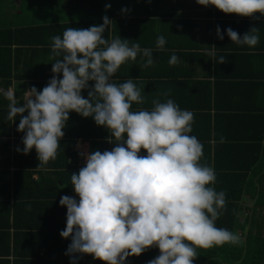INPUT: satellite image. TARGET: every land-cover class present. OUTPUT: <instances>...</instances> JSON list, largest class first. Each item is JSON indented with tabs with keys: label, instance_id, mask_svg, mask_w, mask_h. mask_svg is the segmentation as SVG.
<instances>
[{
	"label": "clouds",
	"instance_id": "clouds-1",
	"mask_svg": "<svg viewBox=\"0 0 264 264\" xmlns=\"http://www.w3.org/2000/svg\"><path fill=\"white\" fill-rule=\"evenodd\" d=\"M196 2L225 14L264 16V0ZM111 22L104 16L100 25L69 27L62 36L51 37L54 75L48 84L40 91L32 87L22 106H17L11 89L5 94L10 101L7 119L13 122L21 116L17 131L24 133V147L17 151L27 155L34 148L41 170L57 158L71 112L93 118L110 133L107 141L115 144L111 151L82 153L85 166L71 175L79 201L67 195L60 198V205L67 208L66 228L60 236L71 238L65 254L125 264L129 256L157 247L160 254L148 264H193L197 249L242 243L238 234L216 226L226 208V193L212 186L216 183L214 168L201 164L203 144L189 135L194 113L181 110L172 99L161 102L159 97L169 96L170 90L157 94L151 110L133 111V103L145 102L143 89L133 79L113 80L121 65L135 61L138 54L145 68L153 66L154 58L153 50L142 49L139 43L129 46V40L120 36L103 38ZM259 31L252 27L241 37L232 28L226 29L233 43L249 48L259 43ZM216 33L223 40L219 26ZM165 43L164 36L157 37L158 49ZM177 63L173 54L169 64ZM223 63L221 56L219 64ZM89 81L94 82L91 88ZM85 89H89L88 98L81 94ZM219 142H226L225 138L221 136ZM142 149L147 155L140 154Z\"/></svg>",
	"mask_w": 264,
	"mask_h": 264
},
{
	"label": "crops",
	"instance_id": "crops-1",
	"mask_svg": "<svg viewBox=\"0 0 264 264\" xmlns=\"http://www.w3.org/2000/svg\"><path fill=\"white\" fill-rule=\"evenodd\" d=\"M10 3L9 7L12 10L14 5ZM106 4H110L111 7L106 9ZM123 9L128 11H122ZM17 11V13L26 12L25 19L33 17L29 13L42 12L45 14L43 17H46L44 18L46 23L53 22L55 17L54 10L47 9L43 0L37 9L19 8ZM83 16L85 18L82 21L73 14L58 17L63 28L52 37L62 36L69 27L87 29L93 25H100L103 23L100 22L103 21V17L107 16L112 22L106 28L103 38L111 39L120 36L122 39L129 40V46L139 43L142 49L151 48L154 58L153 66L143 67L144 59L141 54H138L135 61L129 60L121 65L113 80L122 83L133 79L137 87L143 89L142 95L145 102L140 105L133 103V111L151 110L152 100L157 97V94L170 90L169 96L159 97L161 102L172 99L181 110L193 112L194 122L189 135L196 136L199 141H204L206 138L210 144L208 152L203 150L201 164H209L210 161L209 159L206 161V158L212 156L213 143H216V140L220 141L221 136L225 138V141L235 140L243 136L248 118L251 124L256 123L255 111L259 109L262 102L259 92L264 91V64H260L257 57L251 55L254 53L252 51H257V49L264 51V34L259 33V43L249 48L247 45L239 46L233 43L227 36L226 29L230 27L242 37L250 28L258 26L257 18L225 14L215 6L199 5L196 0H109L103 3L94 14ZM16 17L8 13L4 17L3 10H0L2 25L16 27ZM133 18H141L144 21L131 22ZM33 23L32 20L22 26ZM218 26L224 37L223 40L217 37ZM161 35L165 37L166 43L163 49H158L156 40ZM51 43V37L48 35L44 37L43 43L35 47L24 48L27 49L29 62L28 69L25 71L24 68L25 74L22 77L18 74L24 72L20 71L24 49L19 55L17 67H15V61L18 55L11 53L9 84L6 87L3 86L4 97L11 89L17 106H22L27 101L32 87L40 91L48 84L54 75L51 71L52 63H54V60L50 59ZM211 46L215 48L212 49ZM225 48L228 50L227 56L224 55L225 63L219 64L221 56L218 55L212 62L208 52L215 53L217 49L225 51ZM173 54L179 60L176 65L169 64V59ZM58 78H62V73L58 75ZM0 81H2L1 77ZM93 84V81H89V88ZM88 91L89 89L82 90L81 94L84 98H88ZM24 115H27V112ZM20 119L21 116H18L17 121L15 118L13 122L5 120L0 122V141H8V144L0 142V197L5 194L4 198H0V229H7L6 233L9 236L7 246L6 233H3V238L0 235V255L8 257L9 264H72L73 259H75V264H104L101 260L93 259L91 255L75 254L74 257L66 255L71 238L65 239L60 236V232L66 228L67 213L66 206H61L59 203L60 198L67 195L79 200L72 186L71 190L61 189L62 185H72L71 178L67 179L64 174L65 167L68 166L70 171L78 172L86 163L82 153H91L89 146L91 139L75 136L71 132L76 129L73 127L70 132L67 127L89 124V131L94 132L97 127L94 119L84 118L75 112L69 114V119L63 129L64 136L61 139L68 138L72 142L69 149L60 145L57 158L48 163L46 170L37 168L39 160L34 148L27 155L22 151H17V148L22 150L24 147L22 143L24 133L17 131ZM206 124L210 126L207 137H205L206 129H204ZM109 136L110 134L105 139L107 140ZM6 146L9 147L8 150ZM114 147V143L108 142V151ZM224 152L217 153V157L226 158L224 164L234 166L242 164V161L237 159L240 158V154L229 155L226 151ZM140 154L147 155L143 149ZM219 164H223L222 161ZM15 168H18V172H15ZM226 168L230 167L221 166V169ZM13 185H16L14 197L12 196ZM35 198L50 201L48 204L51 205L42 212V217L32 209L29 210L31 204L21 206L18 210L15 209L12 214L13 200L34 201ZM251 203L252 199L242 194L238 201L237 218L241 220L244 217V206H251ZM52 206L56 210H51ZM12 220H15L18 225L15 230L11 225ZM42 222L46 224L44 228L39 227ZM27 230L28 232H25ZM23 232L32 233L28 235L30 239L27 235H22ZM157 249V247H150L139 256H129L125 264H148L160 254L159 251L156 252ZM18 250L24 252L21 254L23 256L19 255ZM150 250L155 251L152 256H148ZM16 260L17 263L14 262ZM22 261H27V263ZM193 264H195L194 261ZM200 264H209V262L205 260Z\"/></svg>",
	"mask_w": 264,
	"mask_h": 264
},
{
	"label": "trees",
	"instance_id": "trees-1",
	"mask_svg": "<svg viewBox=\"0 0 264 264\" xmlns=\"http://www.w3.org/2000/svg\"><path fill=\"white\" fill-rule=\"evenodd\" d=\"M22 6L19 8L22 9H33L31 6L27 8L28 2L32 5L29 0H21ZM109 0H43L47 9L54 10L53 22L46 23L42 12H32L29 13L30 16H33L30 19L22 18L21 15L15 13L14 16L16 27H10L9 25H2L0 22V77L1 84L7 86L9 84L8 77L10 76V65H11V53H16L18 57L15 61V67L19 64V55L21 54L24 48L29 46H36L39 43L44 42L45 36L52 37L53 34H58V31L63 28L62 23L58 20V17H64L65 15L73 14L81 21L85 18L83 15H91L96 12V10ZM133 1V0H131ZM38 6L42 4L41 0L33 1ZM1 10V9H0ZM36 13L43 14L42 17L36 16ZM19 16V17H18ZM257 22H259L257 28H259V33L264 34V16H260L259 13L256 14ZM24 19V20H23ZM33 24L22 26L24 23L31 22ZM131 22L135 21H144L141 18H133ZM36 22V23H35ZM78 23L77 21H75ZM100 22H103L102 20ZM13 45V47H11ZM261 47V46H260ZM264 50V49H263ZM226 52V53H218ZM228 50L225 48V51L217 49L215 55L211 56V61L214 62L215 56H227ZM251 56L257 57V61L261 64H264V51L262 49H257ZM229 54V53H228ZM233 55V53H230ZM27 59L25 71L28 69ZM229 61V58H228ZM25 71L21 74H18L19 77L24 76ZM261 78V77H260ZM262 82V81H261ZM264 82V81H263ZM262 85V84H261ZM2 95L0 94V97ZM259 97L262 99L261 106L255 111L256 123L251 124L248 118V124L245 126L243 136L239 138H234L235 140H228L224 143H219L216 140V143H213V149L211 150L212 156L207 157L206 161L209 159V166L214 168L216 173V183L212 185L216 191H224L226 193V208L220 215L219 219L216 221V226L220 228H226L233 233L238 234L241 237L242 243L237 245L225 244L222 247H213L211 249H197V257L194 260L195 264H200L201 262L207 260L209 264H264V91L259 92ZM1 104V103H0ZM9 107L0 106V122L2 120L9 121L7 119ZM19 116V115H18ZM17 116V117H18ZM17 117L16 120L17 121ZM254 117V116H253ZM89 124H81L78 126L70 125L67 129L70 131L71 128H75L74 135H79L85 138H90L89 146L90 152L105 150L108 151V142L105 139L110 133L103 126H97L96 131H89ZM210 126L206 124L204 129L207 131ZM202 136V135H201ZM215 136V135H214ZM204 138V141H200L203 144V150L205 152L209 151L210 144L208 140ZM3 144H8L7 140L0 141ZM72 141L66 139H60V145H64L66 149H69V146ZM218 142V143H217ZM2 144V145H3ZM9 146V145H8ZM6 146L7 150L9 147ZM228 153L232 155L233 153L240 154V159L242 164L234 166L232 164H224L226 158L217 157V153ZM222 161L223 164H219ZM221 166H229L230 168L221 169ZM64 172L67 179L71 178V175L78 172L70 171L67 168ZM232 167V168H231ZM15 172L18 168L14 169ZM18 172V171H17ZM61 189H70L72 185H62ZM59 187V186H57ZM73 188V187H72ZM58 189V188H56ZM74 189V188H73ZM12 196H15L16 185H13ZM245 195L248 198L252 199L251 206H244V217L240 220L237 218V213L239 211L238 201L241 196ZM5 194L0 198H4ZM34 201H25L13 200L12 203V214H14L15 209H19L21 206H26L31 204V208L36 212L38 216L42 217V212L45 211L51 204L50 201L45 200L44 198H35ZM79 200H77L78 202ZM51 210H56L52 206ZM12 227L17 229L18 225L15 220L11 222ZM46 224H39L40 228H44ZM8 228V226L6 227ZM25 228V227H23ZM4 230V231H3ZM29 230V229H28ZM25 231V232H28ZM7 232V229H0V235L3 238V233ZM22 235H31L32 233H25ZM6 239V245L8 246V234ZM0 236V237H1ZM13 239V238H12ZM30 239V238H29ZM3 241V240H2ZM157 249L156 252H158ZM20 256H23L24 252L17 251ZM148 256L154 254V250L148 251ZM134 260V259H133ZM17 263V260L14 261ZM20 262V261H19ZM27 263V261H22ZM10 261L8 257L0 255V264H9Z\"/></svg>",
	"mask_w": 264,
	"mask_h": 264
},
{
	"label": "rangeland",
	"instance_id": "rangeland-1",
	"mask_svg": "<svg viewBox=\"0 0 264 264\" xmlns=\"http://www.w3.org/2000/svg\"><path fill=\"white\" fill-rule=\"evenodd\" d=\"M31 3H32V5L31 4H29V2H28V6H27V8H30L29 6H31V8H34V9H37L38 8V3L37 4H35L33 1L34 0H29ZM42 1V0H41ZM10 2H12L13 3V5H14V8L12 9V10H10V7H9V3ZM11 4V3H10ZM18 7V9H15L16 7ZM22 6V1L21 0H10V1H4V0H0V9H2L3 10V12H4V17L6 16V14L8 13V14H10L11 16L12 15H14L15 13H17L18 11L17 10H19V7H21ZM42 11V10H41ZM17 14H19V15H21L22 16V18H24V17H26V12H20V13H17ZM36 16H40V17H42L43 16V14H41V13H36L35 14ZM43 18H46V17H43Z\"/></svg>",
	"mask_w": 264,
	"mask_h": 264
},
{
	"label": "water",
	"instance_id": "water-1",
	"mask_svg": "<svg viewBox=\"0 0 264 264\" xmlns=\"http://www.w3.org/2000/svg\"><path fill=\"white\" fill-rule=\"evenodd\" d=\"M27 62V49L23 50L22 56H21V61H20V71H24L25 65ZM0 103L2 106H9L10 103L8 99H6L4 96L0 97Z\"/></svg>",
	"mask_w": 264,
	"mask_h": 264
},
{
	"label": "built area",
	"instance_id": "built-area-1",
	"mask_svg": "<svg viewBox=\"0 0 264 264\" xmlns=\"http://www.w3.org/2000/svg\"><path fill=\"white\" fill-rule=\"evenodd\" d=\"M5 89L2 87V85L0 84V94L4 93Z\"/></svg>",
	"mask_w": 264,
	"mask_h": 264
}]
</instances>
